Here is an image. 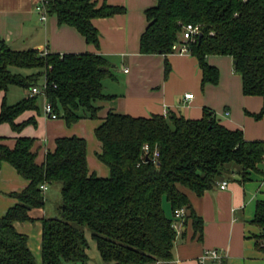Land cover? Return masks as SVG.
<instances>
[{"label":"trees","instance_id":"trees-1","mask_svg":"<svg viewBox=\"0 0 264 264\" xmlns=\"http://www.w3.org/2000/svg\"><path fill=\"white\" fill-rule=\"evenodd\" d=\"M156 2L146 11L142 54L169 55L174 45L187 44L199 61L204 86L220 81L219 69L208 58L230 56L242 77L244 95L264 100V0ZM44 3L61 25L75 28L96 47L99 32L93 20L126 13L125 8L106 3L98 7L96 0ZM187 25L199 26L202 36L184 42ZM13 68L34 72L14 73ZM112 76V66L102 55L42 56L34 49L15 51L6 44L0 48V95L11 86L31 91L44 79L45 99L68 126L99 118L98 103L112 98L104 91V81ZM39 96L14 105L4 99L0 125L7 123L17 133L36 125L34 118L21 124L17 120L39 110ZM263 114L264 107L256 118ZM95 135L102 145L98 158L109 168V178L91 172L85 139H57L55 150L39 165L33 138L20 137L11 149L0 137V171L7 163L29 182L22 192L10 194L17 204L0 218V264H38L29 237L18 232L15 224L34 222L30 212L46 206L43 186L59 185L61 200L57 215L42 221V264H88V233L104 264H153L173 262L179 221L192 220L195 235L203 238L204 221L184 190L203 196L232 174L242 182L252 173L264 174V142L246 141L241 130L225 128L208 109L201 120L175 113L135 118L111 111ZM181 209L186 214L178 219ZM253 223L261 230L257 248L264 252V201L257 203ZM216 264L229 261L223 258Z\"/></svg>","mask_w":264,"mask_h":264},{"label":"crops","instance_id":"crops-1","mask_svg":"<svg viewBox=\"0 0 264 264\" xmlns=\"http://www.w3.org/2000/svg\"><path fill=\"white\" fill-rule=\"evenodd\" d=\"M96 1L98 7L106 3L126 9L124 14L93 20L99 32V47L87 43L75 28L61 25L56 15L48 13L47 20L43 21L37 8L44 0H0V48L6 44L15 51L34 49L60 55L98 54L108 59L113 72V76L104 81L105 94L112 98L98 103L102 107L98 119H83L72 126L62 118L52 120L45 114V97L39 96V110L28 111L17 120L21 124L34 118L37 124L26 126L20 133L13 131L7 123L0 125L3 144L14 149L18 138H33L36 162L42 165L48 152L55 150L57 139L76 136L87 141L91 172L109 178V168L98 158L102 145L95 130L111 111L135 118L175 113L188 120H201L208 109L225 128L241 130L246 141L264 142V114L256 118L263 110L264 100L244 95L242 77L235 72L232 57L208 58V63L219 69L220 81L218 85L204 86L199 61L190 53H141V37L148 27L146 11L156 6V0ZM43 84L44 81L39 85ZM9 94L10 88L0 95V109L4 99L9 104ZM190 94L193 98L187 99ZM18 95L22 101L30 96V91ZM224 181L228 182L226 190L220 188ZM28 185L29 182L11 165L3 164L0 171V218L17 204L10 194L20 193ZM52 188L48 185L44 191L47 202L46 193ZM184 191L204 221L203 238L195 235L192 220L179 221L173 262L156 264H200L201 257L209 250L219 251L229 264H264V252L257 248V236L261 230L253 223L257 203L264 201V174L252 173L246 182L232 174L203 196ZM49 214L45 207L35 209L30 212L34 222L15 224L18 232L29 237V247L38 264H42V221L50 217ZM87 237L90 244L88 264H104L99 251L92 253L91 244L96 243L91 234L88 233Z\"/></svg>","mask_w":264,"mask_h":264},{"label":"built area","instance_id":"built-area-1","mask_svg":"<svg viewBox=\"0 0 264 264\" xmlns=\"http://www.w3.org/2000/svg\"><path fill=\"white\" fill-rule=\"evenodd\" d=\"M38 12L42 15V20L43 21H46L47 20V15H48V11L46 9V5L45 3L43 2L42 5H40L38 8H37ZM200 35V27L199 26H194V25H187L186 28H185V32H184V37H183V41L186 42V41H189V40H195L196 36ZM173 53H178V54H181V55H184V54H189V48H188V45L187 44H176L173 46ZM48 53H41L42 56H45L47 55ZM45 90H46V85L45 83L41 86H36V87H33L30 91V96L31 97H35V96H45ZM187 99H191L193 98V95L190 94V95H187L186 96ZM45 114L48 118L52 119V120H57L59 119L58 115L55 113L54 111V107L53 105L48 102L46 100V104H45ZM145 151L148 152L149 151V148L148 147H145ZM158 156V153L155 154V157ZM220 188L222 190H226L228 188V182H222L220 184ZM43 190H46L47 189V186H43L42 187ZM186 214V210L185 209H181L177 212V218L178 219H182ZM178 228V226H177ZM223 258V257L219 251L217 250H209V251H206L205 254L201 257L200 259V264H207V262L209 261H212V262H220Z\"/></svg>","mask_w":264,"mask_h":264},{"label":"rangeland","instance_id":"rangeland-1","mask_svg":"<svg viewBox=\"0 0 264 264\" xmlns=\"http://www.w3.org/2000/svg\"><path fill=\"white\" fill-rule=\"evenodd\" d=\"M12 71L14 73H21V74H31L33 71H28V70H24V69H17V68H13ZM44 81V79H41L40 83H42ZM24 89L22 88H18V87H10V94L8 97V102L9 104H16L19 101H21L22 97H20L18 94H22L24 93ZM60 186H56L55 188H52L50 192L46 193V196L48 198V202L46 203L45 209L46 211L50 214V217H55L57 215V205L60 203L61 200V192H60ZM165 209L167 211V213H170V206L168 203H165ZM91 250L92 253L94 254V252H97L98 249L96 248V245L94 243L91 244ZM97 250V251H96ZM36 257V256H35ZM37 260V257H36ZM156 264V263H153Z\"/></svg>","mask_w":264,"mask_h":264},{"label":"water","instance_id":"water-1","mask_svg":"<svg viewBox=\"0 0 264 264\" xmlns=\"http://www.w3.org/2000/svg\"><path fill=\"white\" fill-rule=\"evenodd\" d=\"M200 36H202V35H200Z\"/></svg>","mask_w":264,"mask_h":264}]
</instances>
